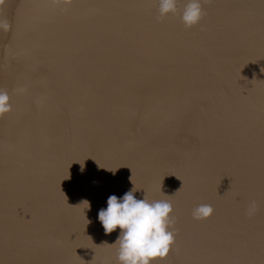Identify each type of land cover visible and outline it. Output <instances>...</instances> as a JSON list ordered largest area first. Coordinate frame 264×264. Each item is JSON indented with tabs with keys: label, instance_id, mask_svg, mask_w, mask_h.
I'll return each mask as SVG.
<instances>
[{
	"label": "water",
	"instance_id": "obj_1",
	"mask_svg": "<svg viewBox=\"0 0 264 264\" xmlns=\"http://www.w3.org/2000/svg\"><path fill=\"white\" fill-rule=\"evenodd\" d=\"M185 2H0V264H119L97 214L133 187L172 203L152 264H264V0Z\"/></svg>",
	"mask_w": 264,
	"mask_h": 264
},
{
	"label": "clouds",
	"instance_id": "obj_2",
	"mask_svg": "<svg viewBox=\"0 0 264 264\" xmlns=\"http://www.w3.org/2000/svg\"><path fill=\"white\" fill-rule=\"evenodd\" d=\"M177 3L178 0H157L159 15L175 13ZM201 15L200 0H186L180 19L185 26H192L200 20ZM0 27L6 29L7 22L0 23ZM9 99L8 92L0 89V115L11 109ZM135 191L133 187L120 197L110 194L107 206L98 210L97 219L105 233L119 228L116 239L111 243L117 246L119 264H152L157 258H165L174 242V230L170 228L172 203L166 199L149 200L145 195L138 198L134 195ZM248 211L249 214L256 211L255 202H252ZM212 213L210 204H198L192 210L196 219L208 218Z\"/></svg>",
	"mask_w": 264,
	"mask_h": 264
}]
</instances>
